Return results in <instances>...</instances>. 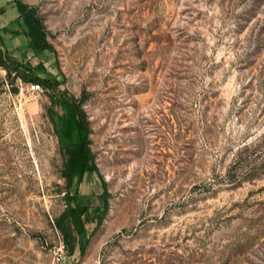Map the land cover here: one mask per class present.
<instances>
[{
	"label": "rangeland",
	"instance_id": "rangeland-1",
	"mask_svg": "<svg viewBox=\"0 0 264 264\" xmlns=\"http://www.w3.org/2000/svg\"><path fill=\"white\" fill-rule=\"evenodd\" d=\"M21 1L53 53L12 0L0 51L83 101L97 171L68 186L72 121L0 67V264H264V0ZM83 207L69 253L55 220Z\"/></svg>",
	"mask_w": 264,
	"mask_h": 264
},
{
	"label": "trees",
	"instance_id": "trees-1",
	"mask_svg": "<svg viewBox=\"0 0 264 264\" xmlns=\"http://www.w3.org/2000/svg\"><path fill=\"white\" fill-rule=\"evenodd\" d=\"M12 2L17 10V20L21 23L20 31L23 32L32 52L53 53L54 49L48 40V32L36 7L29 6L21 0H12ZM2 42L3 39L0 37V43ZM0 67L5 71L7 79H12V75L23 80H26L27 77V80L40 85L42 89L52 91L55 94V99L68 114L78 133L77 142L63 147L66 155L64 176L68 186H70L73 178L80 179L86 172H96L97 169L92 163L93 156L88 146L89 130L86 117L82 111L83 101H76L65 92L58 91L55 86L56 77L51 76L41 64L31 66L28 62L15 58L8 51H0ZM101 217L102 212L98 209H95L93 217H90V213L84 207L66 209L59 215L55 220V226L61 232L66 250L69 253L74 251L76 244H79V250L85 246L84 242H79L83 233V222L88 223L94 220L99 222ZM83 218L84 221H82Z\"/></svg>",
	"mask_w": 264,
	"mask_h": 264
},
{
	"label": "built area",
	"instance_id": "built-area-1",
	"mask_svg": "<svg viewBox=\"0 0 264 264\" xmlns=\"http://www.w3.org/2000/svg\"><path fill=\"white\" fill-rule=\"evenodd\" d=\"M29 89L32 92H36V91H39L41 89V87L38 84L32 83V84L29 85Z\"/></svg>",
	"mask_w": 264,
	"mask_h": 264
},
{
	"label": "crops",
	"instance_id": "crops-1",
	"mask_svg": "<svg viewBox=\"0 0 264 264\" xmlns=\"http://www.w3.org/2000/svg\"><path fill=\"white\" fill-rule=\"evenodd\" d=\"M64 112H66V111L64 110Z\"/></svg>",
	"mask_w": 264,
	"mask_h": 264
}]
</instances>
